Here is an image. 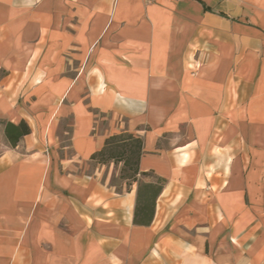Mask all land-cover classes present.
Segmentation results:
<instances>
[{"label":"crops","instance_id":"1","mask_svg":"<svg viewBox=\"0 0 264 264\" xmlns=\"http://www.w3.org/2000/svg\"><path fill=\"white\" fill-rule=\"evenodd\" d=\"M0 264H264V0H0Z\"/></svg>","mask_w":264,"mask_h":264},{"label":"rangeland","instance_id":"2","mask_svg":"<svg viewBox=\"0 0 264 264\" xmlns=\"http://www.w3.org/2000/svg\"><path fill=\"white\" fill-rule=\"evenodd\" d=\"M138 146V142L131 137L120 136L102 155L97 157L96 165L107 167L114 163L119 171V177L113 180L116 184L119 182L118 178L120 180L132 179L136 173Z\"/></svg>","mask_w":264,"mask_h":264},{"label":"trees","instance_id":"3","mask_svg":"<svg viewBox=\"0 0 264 264\" xmlns=\"http://www.w3.org/2000/svg\"><path fill=\"white\" fill-rule=\"evenodd\" d=\"M131 138H132V137H131ZM132 139H133V138H132ZM115 140H117V138L113 139V140L108 144V146L104 149V151H102L101 153L95 155L93 159L96 160L98 156L102 155V154L106 151V149H107V148H108L113 142H115ZM134 140H135V139H134ZM136 141L138 142V145H139V144H140L139 140H136ZM138 148H139V146H138ZM160 190H161V189H159V191H160Z\"/></svg>","mask_w":264,"mask_h":264}]
</instances>
